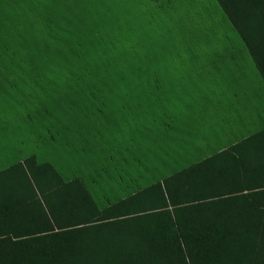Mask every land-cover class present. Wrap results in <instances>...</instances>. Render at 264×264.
<instances>
[{
    "label": "rangeland",
    "instance_id": "1",
    "mask_svg": "<svg viewBox=\"0 0 264 264\" xmlns=\"http://www.w3.org/2000/svg\"><path fill=\"white\" fill-rule=\"evenodd\" d=\"M0 35V171L35 155L103 205L264 128V81L216 0H0Z\"/></svg>",
    "mask_w": 264,
    "mask_h": 264
},
{
    "label": "trees",
    "instance_id": "2",
    "mask_svg": "<svg viewBox=\"0 0 264 264\" xmlns=\"http://www.w3.org/2000/svg\"><path fill=\"white\" fill-rule=\"evenodd\" d=\"M216 1L264 81V0ZM0 264H264V128L104 209L28 156L0 171Z\"/></svg>",
    "mask_w": 264,
    "mask_h": 264
},
{
    "label": "crops",
    "instance_id": "3",
    "mask_svg": "<svg viewBox=\"0 0 264 264\" xmlns=\"http://www.w3.org/2000/svg\"><path fill=\"white\" fill-rule=\"evenodd\" d=\"M138 111H137V116H139V118H137V117H135V120L136 121H138V124L140 125V127H141V129L140 130H138V131H133L131 134H134L133 135V137H135V135H136V140H137V142L139 143H141V140H143V141H145V139H148L149 137H150V134L148 133V132H146L147 131V128H144V127H149L150 126V123H145L144 121H143V119L140 117V112H143L142 110H140V108H136ZM150 109V108H149ZM122 112H124V113H126L127 114V108H124V107H121V109H120ZM120 111V112H121ZM145 111H147V110H145ZM135 114V113H134ZM160 114V113H159ZM122 116V115H121ZM156 118V120H157V123L158 124H160L161 123V120H164V119H167V118H161V117H159V116H157V117H155ZM122 119L123 118H118L117 119V121H116V124H114V125H117V123H119L121 126H122V128H119V126L117 125V127H118V134L119 135H124V133L125 132H127L126 131V128H123V121H122ZM128 121L131 123L132 121H131V119H129L128 118ZM141 122H142V124L143 125H141ZM155 122V121H154ZM102 123V122H101ZM113 123H115V122H113ZM103 124H104V122H103ZM105 125L106 126H108V124L105 122ZM109 126H111V125H109ZM91 129H93V127H90ZM90 128L88 127L87 128V131L88 132H90L89 130H90ZM144 128V129H143ZM120 129H122V132H119V130ZM98 132H100V130H98ZM98 132H93V130H92V133H91V135H89V136H92L93 137V139L95 138V136H98L97 135V133ZM248 137V136H247ZM246 138V137H245ZM244 139V138H243ZM238 142V141H237ZM236 143V142H235ZM235 143H233V144H235ZM144 144H145V142H144ZM233 144H231V145H233ZM231 145H229V146H227L226 148H228V147H230ZM226 148H222L221 150H219L218 152H220V151H222V150H224V149H226ZM218 152H215V153H213V154H211V155H209V156H207V157H205V158H201L199 161H197V162H195V163H193V164H190L189 166H187V167H185V168H181V170H179V171H177V172H174L172 175H174V174H176V173H178V172H180V171H182V170H185V169H187V168H189L190 166H193V165H195V164H197V163H199V162H201V161H203V160H205L206 158H208V157H210V156H212V155H214V154H216V153H218ZM23 161V160H22ZM22 161H19V162H22ZM16 163H18V162H16ZM166 163H167V166L168 167H170L171 166V161L170 162H167L166 160H164V164L166 165ZM15 164V163H14ZM14 164H12V165H14ZM12 165H10V166H12ZM9 166V167H10ZM9 167H7V168H5V169H8ZM5 169H3V170H5ZM172 175H170V176H168V177H165V178H163L162 180H158L157 182H155V183H153V184H151V185H154V184H156V183H158V182H162L164 179H166V178H169V177H171ZM80 180V179H79ZM81 181V180H80ZM82 182V181H81ZM83 183V182H82ZM84 185V184H83ZM150 185V186H151ZM150 186H148V187H150ZM148 187H146V188H148ZM146 188H143V189H146ZM87 189V188H86ZM143 189H140L139 191H141V190H143ZM87 191H88V189H87ZM139 191H137V192H139ZM137 192H135L134 194H136ZM134 194H131V195H129V196H125V197H121V198H119L118 200H114V201H111L110 199H108V197H106V199L104 200L105 202L103 203L102 202V204L103 205H101V204H97L96 203V201L93 199V197H92V199H93V201H94V203L96 204V206L99 208V209H104V208H106V207H108L109 205H112V204H114V203H117V202H120V201H122V200H124V199H126V198H129L130 196H132V195H134ZM91 195V194H90ZM92 196V195H91Z\"/></svg>",
    "mask_w": 264,
    "mask_h": 264
}]
</instances>
